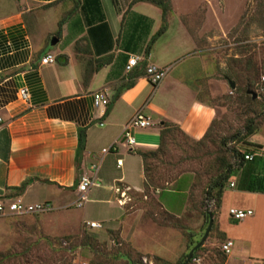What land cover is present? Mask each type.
Returning a JSON list of instances; mask_svg holds the SVG:
<instances>
[{"label": "crops", "instance_id": "obj_1", "mask_svg": "<svg viewBox=\"0 0 264 264\" xmlns=\"http://www.w3.org/2000/svg\"><path fill=\"white\" fill-rule=\"evenodd\" d=\"M169 6L163 20L160 6L150 0H0V197L46 202L58 218L66 216L73 205L101 202L105 206L101 207L102 227L99 231L88 228L107 240L115 232V246L125 242L142 257L176 264L207 226V210L202 211L192 196L196 173L182 171L164 186L150 188L148 194L143 189L144 168L138 151L161 145L164 122L190 139L202 138L218 108L198 97V88L210 84L214 67L200 54L203 50L180 19L178 0H169ZM46 54L53 55L54 61L42 64ZM130 55L142 59L127 72ZM148 64L165 71L155 86L144 75ZM22 87L29 93L26 100L18 95ZM97 91L106 94L107 106L94 105ZM139 109L151 116L153 125L132 129L136 144L129 146L122 130ZM80 135L84 139L81 149ZM114 142V150L102 152ZM243 151L257 154L228 180L205 239L210 249L232 242L220 264L264 261V207L257 204L264 201V193L247 190L264 173V153ZM117 159H121L120 166ZM82 174H93L100 185L86 191L79 204L76 186ZM183 176H188L190 184L179 188ZM26 180L30 182L19 188ZM114 186L135 190L138 198L131 200L127 194L120 200ZM226 188L238 196L228 209H249L251 215L235 220L222 213ZM164 190L185 196L178 202L163 201ZM151 209L157 210L151 213ZM164 214L179 224L164 220ZM87 221L81 219L78 224ZM177 234L178 243L171 245V237ZM208 251L196 255L198 264H203ZM129 259L117 250L105 263L92 264H129Z\"/></svg>", "mask_w": 264, "mask_h": 264}, {"label": "rangeland", "instance_id": "obj_2", "mask_svg": "<svg viewBox=\"0 0 264 264\" xmlns=\"http://www.w3.org/2000/svg\"><path fill=\"white\" fill-rule=\"evenodd\" d=\"M178 15L203 50L200 54L214 67L210 84L198 88V97L215 104L218 115L201 140L190 139L175 127H168L163 133L158 158L148 154L147 163L150 167L156 166L155 175L160 177L159 183L163 186L182 171H194L193 200L202 211H215L218 207L215 191L206 198L205 190L216 177L227 173L228 165L239 162L236 151L253 149L261 155L264 153V91L259 84L264 74V0H178ZM182 45L185 44L182 42ZM228 79L234 81V88ZM248 91L255 92L256 97ZM248 130L252 134L246 135ZM187 177L178 182L179 188L189 186ZM126 192L131 200L138 198L135 190L126 189ZM184 196L179 193L181 199ZM179 197L178 193L168 190L162 192L163 201L178 202ZM237 200L234 190L226 188L222 213L227 214L229 204ZM148 201L152 204L149 195ZM257 204L259 208L264 207L263 200ZM103 206L91 200L81 207L73 205L66 216L62 214L59 218L53 211L0 214V264L105 263L108 256L117 255V250L132 257L133 263L154 264L155 258L147 259L131 252L125 242L115 246L117 233L111 231V239L107 240L85 222L78 224L81 219L101 222ZM154 210L157 209H151V213ZM171 239V245L174 241L178 243V234ZM206 245L205 241L197 251L202 256L209 249L202 263L220 264L225 255L220 245L211 249Z\"/></svg>", "mask_w": 264, "mask_h": 264}, {"label": "built area", "instance_id": "obj_3", "mask_svg": "<svg viewBox=\"0 0 264 264\" xmlns=\"http://www.w3.org/2000/svg\"><path fill=\"white\" fill-rule=\"evenodd\" d=\"M142 58L138 55H130L126 61L125 69L127 72L131 71L133 67L137 65L139 60ZM54 61V56L51 54H46L41 58V63H49ZM165 71L154 65V64H148L145 66V77L149 80L152 86L157 85L163 78ZM260 89L264 91V74L260 77ZM19 98L22 100H26L29 97V93L25 87H22L18 91ZM94 99V105L95 106H102L105 107L108 105V98L105 93L102 91H97L93 94ZM1 120V118H0ZM100 125L102 123H99ZM153 125V120L150 115L145 114L141 109L137 110L135 114L131 117V119L124 125L122 130V136L124 138V141L127 145L133 146L136 144L135 138L132 135V129H142ZM116 147V143L114 142L111 146L103 148L102 152L107 153L111 150H114ZM256 152H250L245 153L243 151V157L244 160H252L254 156L256 155ZM121 159H117V165H121ZM92 170L94 172L97 170V165L91 166ZM100 182L97 180L96 177L87 174H82L79 178V181L77 183L76 189L79 192L78 196V203L84 199L85 192L88 191L91 187L99 186ZM231 186H233V183H230ZM126 187H119L114 186L115 192L118 193L120 196V200H125L127 198L126 193ZM119 200V201H120ZM51 208V205L46 202H39V203H26L19 199L13 200V199H2L0 197V214H6V213H12V214H27V213H41L49 211ZM228 214L230 217H232L235 220H242L245 217L252 214V210H242L230 207L228 209ZM86 225L90 228H101L102 225L100 222L97 221H87L85 222ZM232 245V242L230 240H227L225 243L221 245V250L224 253H228L230 250V247ZM200 262L199 258L196 256H193L189 260V264H198Z\"/></svg>", "mask_w": 264, "mask_h": 264}, {"label": "trees", "instance_id": "obj_4", "mask_svg": "<svg viewBox=\"0 0 264 264\" xmlns=\"http://www.w3.org/2000/svg\"><path fill=\"white\" fill-rule=\"evenodd\" d=\"M150 1L155 2L156 4H158L160 6V8L162 10V19L165 20L166 14L168 13V11L170 9L169 0H150ZM164 29H165V24L162 25V27L159 29L158 34L162 33L164 31ZM153 39L154 38H152L151 41H153ZM162 126H163V128H162L161 133H160L162 141H163V138H164V134L163 133L168 127H175L177 129L176 126H174V125H172L170 123H167V122H164ZM209 129H208V131H209ZM177 130H179V129H177ZM208 131L204 134V136L202 138H200L198 140L203 139L206 136V134L208 133ZM247 134H252V131L248 130L246 135ZM79 140H80L79 148L81 149L83 147V140H84L81 135H80ZM162 141H161V145L155 150H146V151L139 150L138 151V153L142 157V161H143V168H144L143 189H144V191L146 193H148L150 188H158V187L162 186V184H163V183L162 184L159 183V178L160 177L155 175L156 174V166L155 167H150L148 165V163H147L148 154H152V156L155 157V156H157V153L160 152V149H161V146H162ZM235 155L239 157V162H237V164H234V165H231V164L228 165L229 170L227 171V173L226 174H221L218 177H216V179L214 181H212V183L210 185H208L206 190H205L206 198H208L213 193V191H215L213 194L217 197V202H216L217 206H219V203H220V200H221V196H222L223 191H224L225 184L228 182L227 179L230 176H232L233 174L236 175L238 173V171L242 168L243 164L246 163V161H248V160H244L243 151H236ZM157 158H158V156H157ZM28 182H30V180L24 181L20 185L19 188H21V189L24 188ZM247 190H249V191H258V192H263L264 193V173L261 174V175L256 176L251 181V185H249L247 187ZM212 213H213V211H212ZM164 220H166L168 222L170 221L171 224H173V225H178L179 224L178 223V219H174L169 214H166L164 216ZM206 224H207V221H205V225ZM201 248H203V246H200L197 250H195L193 252L192 257L196 256L197 255V251L201 250ZM6 256L7 255H5L4 257H6ZM186 256H187V253H185L176 264L183 263L185 258H186ZM154 258L156 259V262L154 264H171L168 261H166V260H164V259H162L160 257H154ZM224 259H225V255H223L222 261ZM129 264H136V263H133L132 260L129 259ZM188 264H189V262H188ZM262 264H264V261H263Z\"/></svg>", "mask_w": 264, "mask_h": 264}, {"label": "water", "instance_id": "obj_5", "mask_svg": "<svg viewBox=\"0 0 264 264\" xmlns=\"http://www.w3.org/2000/svg\"><path fill=\"white\" fill-rule=\"evenodd\" d=\"M228 83L230 85L231 88H234L235 87V83L233 80H230L228 79ZM248 93H251L252 94V97L255 98L256 97V93L253 92V91H248ZM206 214H207V226H206V229L203 233V235L201 236V238L199 239V241H197V243H195L191 248L190 250L188 251L187 253V256L184 260V262L182 264H187L190 260V258L192 257L193 255V252L195 250H197L202 244L203 242L205 241L211 227H212V224H213V218H212V212L210 210H207L206 211Z\"/></svg>", "mask_w": 264, "mask_h": 264}]
</instances>
